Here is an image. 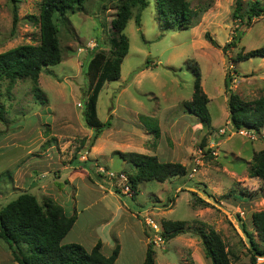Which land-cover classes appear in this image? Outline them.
Masks as SVG:
<instances>
[{"label": "rangeland", "instance_id": "1", "mask_svg": "<svg viewBox=\"0 0 264 264\" xmlns=\"http://www.w3.org/2000/svg\"><path fill=\"white\" fill-rule=\"evenodd\" d=\"M188 1L192 19L187 28L160 21L154 0L141 10L132 9L124 29L129 48L120 78L105 82L96 104L98 118L110 119L111 125L93 145H88L92 130L83 119V67L96 50L108 52L110 21L119 0H84L80 10L59 22L61 61L44 67L38 77L43 103L29 78L17 79L10 88L7 79L0 81V207L24 191L40 202L52 198L68 215L76 213L62 242L90 250L100 240L106 256L118 245L115 264H142L151 241L144 212L155 223L184 220L189 227L154 243L155 264H211L196 233L200 225L219 232L226 247L238 255L231 264H252L242 225L264 248L251 222V214L264 209V197L259 195L261 181L245 177L253 155L264 149V139L248 141L218 130L231 127L223 85L226 72L233 78L232 92L242 99L252 101L264 94V58L232 61L238 52L264 46V11L247 25L240 19L245 20L255 0H238L237 10V0ZM258 1L264 5V0ZM40 3L0 0V53L39 43ZM233 36L236 45L223 52ZM188 60L200 69L216 128L204 127L184 107L194 88ZM146 118L158 124V138ZM117 150L154 154L161 161L185 164L188 171L164 182H140L133 199L125 193L127 181L98 173L100 168L132 173L114 154ZM240 191L256 194L240 202L231 196ZM256 263L264 264V257ZM0 264H18L2 239Z\"/></svg>", "mask_w": 264, "mask_h": 264}, {"label": "trees", "instance_id": "2", "mask_svg": "<svg viewBox=\"0 0 264 264\" xmlns=\"http://www.w3.org/2000/svg\"><path fill=\"white\" fill-rule=\"evenodd\" d=\"M119 1L110 21L108 52L96 50L83 67L87 84L83 119L85 126L92 130L89 146L93 145L103 129L111 125L110 119L101 121L98 118L96 104L105 82L116 81L120 78L121 63L129 48L124 29L131 16V11L133 8L143 9L149 0ZM83 2L84 0H41L38 15L39 43L19 45L0 53V81L7 79L10 88L17 79L29 78L33 83L34 95L43 103L45 99L42 98L38 87L39 74L44 67L56 65L62 58L57 36L58 24L64 21L65 14L80 10ZM154 3L157 18L160 21L179 28L189 27L192 11L188 0H154ZM239 6L237 0L235 10ZM263 11L264 5L255 0L246 13L245 20L243 18L240 21H245L249 25L252 18L261 15ZM233 15L238 18L236 14ZM16 20L17 13L14 8L13 25L16 24ZM233 39L222 47L223 52L236 45L235 36ZM213 45L217 46L215 43ZM251 57L264 58V46L242 53L238 52L232 61L242 62ZM186 64L194 74V88L190 100L184 102V107L204 127L211 129L209 98L201 86L200 69L192 60H188ZM232 81L233 78L226 72L223 85L231 128L259 131L264 127V94L252 101H246L237 93L232 92ZM262 90L264 92V86ZM150 119L146 118L145 122L150 124L148 129L153 133L154 138H158L159 126L155 122L150 123ZM114 154L132 168V173L127 174V183L133 199L138 194L140 182H164L173 177L185 176L188 171L187 167L180 162L161 161L154 154L119 150ZM247 175L261 181L258 186L261 191L259 195L264 197V149L253 155ZM116 192L119 191L116 190ZM254 194L240 191L231 196L240 202H247L255 197ZM199 202L202 205L208 204L203 199H199ZM75 220L76 213L68 215L64 208L52 198H46L40 202L35 194L24 191L0 207V239L7 243L13 261L18 264H115L119 253L118 245L106 256L101 251L100 240L90 250H86L75 242H62ZM251 222L259 241L264 243V209L254 211L251 214ZM161 226V236L164 241L188 231L187 228H189L184 220H163ZM242 231L248 237L250 262L257 264V258L264 257V248H261L251 234L245 230L244 225H242ZM196 233L200 237L205 256L211 264H231L232 257L238 256L226 247L220 233L216 230L203 229L200 225ZM155 255L154 242L150 241L146 247L142 264H155Z\"/></svg>", "mask_w": 264, "mask_h": 264}, {"label": "built area", "instance_id": "3", "mask_svg": "<svg viewBox=\"0 0 264 264\" xmlns=\"http://www.w3.org/2000/svg\"><path fill=\"white\" fill-rule=\"evenodd\" d=\"M262 132L259 131H255V130H247V129H239V130H233L231 127L226 126L223 129H219V134H225L226 132H229L231 134H238V135H242L244 136L246 139L248 140H256L258 138H263L264 139V127L261 128ZM258 135V136H257ZM101 171L99 173H104L108 178H117L120 179L122 181H127V175H125L122 172H113L111 170H105L103 168H100ZM193 171H195V169H192ZM192 174H190L191 176ZM125 193L126 194H131V190L129 188L128 183L125 185ZM143 220L144 223L146 224V226L149 228V230L151 231V241H153L154 243H161L164 242V239L161 236V232H162V226L161 223H155L154 220L149 216V214L147 212H144L143 214ZM158 224V225H157Z\"/></svg>", "mask_w": 264, "mask_h": 264}, {"label": "crops", "instance_id": "4", "mask_svg": "<svg viewBox=\"0 0 264 264\" xmlns=\"http://www.w3.org/2000/svg\"><path fill=\"white\" fill-rule=\"evenodd\" d=\"M209 102H210V98H209ZM188 113H189V112H188ZM190 115H192V114H190ZM192 116H193V115H192ZM194 117H195V116H194ZM198 122H199V121H198ZM227 122H229V120H228ZM199 123H200V122H199ZM200 124H201V123H200ZM211 126H212L213 128H216V127H217L215 124L212 123V120H211ZM218 127H219V126H218ZM226 133H227V132H226ZM222 135H223V134H222ZM214 138H215V137H212L213 140H215ZM212 139H211V140H212ZM248 141H249V140H248ZM248 159H251V158L249 157ZM125 164H126V163H125ZM125 164H124V165H125ZM181 164H182V163H181ZM183 165H185V164H183ZM246 174H247V173H246ZM85 177H86V176H85ZM245 178H246L247 180H251V179L256 180V178H254V177H248V176H247V177H245ZM71 179H72V178H70V180H71ZM109 191H111V190H109ZM262 197H263V196H262ZM238 207H239V206H237V208H238ZM258 258H263V257H258ZM257 264H258V263H257Z\"/></svg>", "mask_w": 264, "mask_h": 264}]
</instances>
